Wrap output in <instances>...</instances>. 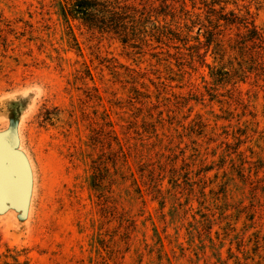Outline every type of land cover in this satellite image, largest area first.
<instances>
[{"label": "rangeland", "instance_id": "374dc122", "mask_svg": "<svg viewBox=\"0 0 264 264\" xmlns=\"http://www.w3.org/2000/svg\"><path fill=\"white\" fill-rule=\"evenodd\" d=\"M229 9L264 34V0ZM0 16V132L33 180L27 211H0V264H264V74L222 82L199 26L137 48L56 0Z\"/></svg>", "mask_w": 264, "mask_h": 264}, {"label": "trees", "instance_id": "16d2710c", "mask_svg": "<svg viewBox=\"0 0 264 264\" xmlns=\"http://www.w3.org/2000/svg\"><path fill=\"white\" fill-rule=\"evenodd\" d=\"M191 1V8L187 0H161L159 6L138 4L134 0H56V7L64 22L80 20L137 48L153 43L170 46L175 42L187 44L192 38L199 40L192 35L195 26H199V29L204 28L207 44L215 46L216 64L211 69L222 82L228 78L244 80L253 72L264 74V34L250 17L239 15L235 9L227 10L230 3L237 5L238 0ZM204 7L205 16L197 11ZM2 21L0 16V25ZM234 24L246 30L237 33L235 47L231 45L232 38H227L224 32L226 26ZM229 47L238 49L231 60L226 59L232 57ZM224 62L228 64L223 65ZM119 144L124 152L121 141Z\"/></svg>", "mask_w": 264, "mask_h": 264}, {"label": "water", "instance_id": "95a60500", "mask_svg": "<svg viewBox=\"0 0 264 264\" xmlns=\"http://www.w3.org/2000/svg\"><path fill=\"white\" fill-rule=\"evenodd\" d=\"M0 147L2 148V163L0 165V211L8 205L20 211H27L32 193V170L24 152L14 148L6 137L0 132ZM18 162L19 168L15 166ZM14 184L16 191H12Z\"/></svg>", "mask_w": 264, "mask_h": 264}]
</instances>
